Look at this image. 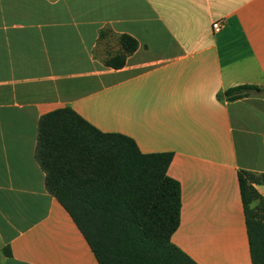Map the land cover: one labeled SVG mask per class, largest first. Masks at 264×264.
Wrapping results in <instances>:
<instances>
[{
    "label": "crops",
    "instance_id": "1",
    "mask_svg": "<svg viewBox=\"0 0 264 264\" xmlns=\"http://www.w3.org/2000/svg\"><path fill=\"white\" fill-rule=\"evenodd\" d=\"M121 35L138 47L113 69ZM240 85L264 88V0H0V264H98L34 157L40 117L66 106L173 153L175 246L251 264L237 173L264 174V92L223 97Z\"/></svg>",
    "mask_w": 264,
    "mask_h": 264
},
{
    "label": "trees",
    "instance_id": "2",
    "mask_svg": "<svg viewBox=\"0 0 264 264\" xmlns=\"http://www.w3.org/2000/svg\"><path fill=\"white\" fill-rule=\"evenodd\" d=\"M120 52L105 65L121 69L138 47L119 37ZM264 92L240 85L223 93L228 101ZM34 157L47 191L69 214L98 264H197L175 246L181 188L168 176L173 153H142L120 133H104L71 107L42 115ZM251 264H264V198L255 186L264 174L238 171ZM6 253L9 251L6 249Z\"/></svg>",
    "mask_w": 264,
    "mask_h": 264
},
{
    "label": "built area",
    "instance_id": "3",
    "mask_svg": "<svg viewBox=\"0 0 264 264\" xmlns=\"http://www.w3.org/2000/svg\"><path fill=\"white\" fill-rule=\"evenodd\" d=\"M212 29L214 32H219L221 29V21H217L212 24Z\"/></svg>",
    "mask_w": 264,
    "mask_h": 264
}]
</instances>
